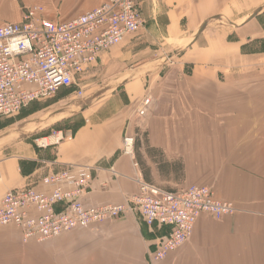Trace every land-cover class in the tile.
<instances>
[{
	"label": "crops",
	"instance_id": "0c3cea01",
	"mask_svg": "<svg viewBox=\"0 0 264 264\" xmlns=\"http://www.w3.org/2000/svg\"><path fill=\"white\" fill-rule=\"evenodd\" d=\"M106 1L0 0V25L22 21L34 6L40 17L68 21ZM135 1L144 27L83 74L76 109L51 121L80 119L73 139L7 152L0 135V204L11 189L49 191L42 178L65 168L72 180L92 175L88 206L124 203L140 182L169 191L206 185L236 212L202 214L163 260L150 252L168 228L148 227L135 212L71 234L88 238L109 264H264V0ZM148 96L152 106L140 115ZM127 135L135 138L133 156L123 152ZM26 261L32 255L21 229L0 227V264Z\"/></svg>",
	"mask_w": 264,
	"mask_h": 264
},
{
	"label": "built area",
	"instance_id": "2783aa9c",
	"mask_svg": "<svg viewBox=\"0 0 264 264\" xmlns=\"http://www.w3.org/2000/svg\"><path fill=\"white\" fill-rule=\"evenodd\" d=\"M41 12L34 6L22 21L0 25V117L76 84L105 52L144 27L135 0H108L68 21L46 19L39 16ZM152 103L151 96L145 98L139 114L146 115ZM73 138L71 130L52 129L34 143L48 149ZM134 145L135 138L125 136L123 152L133 156ZM71 173L65 168L44 176L42 184L49 191L36 187L7 191L0 204V227L16 225L25 241L47 239L135 212L148 227L168 228L167 236L150 252L159 261L189 239L202 214L219 219L236 212L232 201L218 198L209 186L169 191L147 182H140L139 192L124 203L88 206L83 198L92 175L84 172L72 180Z\"/></svg>",
	"mask_w": 264,
	"mask_h": 264
},
{
	"label": "rangeland",
	"instance_id": "374dc122",
	"mask_svg": "<svg viewBox=\"0 0 264 264\" xmlns=\"http://www.w3.org/2000/svg\"><path fill=\"white\" fill-rule=\"evenodd\" d=\"M83 77L84 75L80 77L79 82L69 88H63L45 99L30 102L24 109L12 116L0 117V135L8 141L6 151L15 149L19 144L34 143L37 137L50 133L52 129L73 131V127L80 122L78 118H64L56 124L51 121L68 115L76 109V105L84 97L78 94V86L83 81ZM89 88L86 86L84 90L87 91ZM56 103L58 104L55 108H50L43 114L34 117L26 116L32 109ZM70 119H74L73 122ZM87 228H76L47 239L34 237L25 241L22 238L23 244L27 246V250L29 249L32 255V261H26L24 264H109L107 259L95 252L94 245H89L88 238L77 239L71 234L74 230L82 231Z\"/></svg>",
	"mask_w": 264,
	"mask_h": 264
},
{
	"label": "trees",
	"instance_id": "16d2710c",
	"mask_svg": "<svg viewBox=\"0 0 264 264\" xmlns=\"http://www.w3.org/2000/svg\"><path fill=\"white\" fill-rule=\"evenodd\" d=\"M32 107H33V105H32ZM23 109H24V108H23ZM34 110H36V109H32V110L29 112V114L32 113V111H34ZM29 114H27L26 116H28ZM76 126H77V125H75V126L73 127V129L76 128Z\"/></svg>",
	"mask_w": 264,
	"mask_h": 264
}]
</instances>
